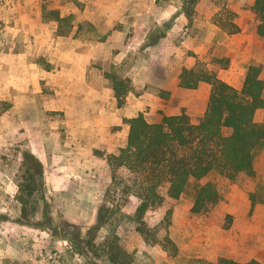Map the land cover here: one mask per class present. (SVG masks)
Segmentation results:
<instances>
[{"label":"rangeland","instance_id":"obj_1","mask_svg":"<svg viewBox=\"0 0 264 264\" xmlns=\"http://www.w3.org/2000/svg\"><path fill=\"white\" fill-rule=\"evenodd\" d=\"M253 2L199 0L187 16L184 0H140L137 15L134 10L129 16L153 20L168 13L167 20L161 23L163 27L152 24L149 43L174 24L179 25V33L176 30L170 35L171 44H166L163 51H150V56L156 52L157 64L150 70V81L160 80L167 68L178 70L182 63L195 62L197 69L206 68L207 63L226 68L230 62L228 55L236 57L239 45H244L247 55L260 51V40L255 35L258 20L250 12ZM83 7H76L71 0L48 4L49 9H59L61 15H76L68 36L52 34L51 26L43 33L27 34L18 29L29 26L24 20L27 16H40L42 0H0V235L3 234L8 249L24 248L27 253L25 259L12 256L9 262L33 264L34 258L42 264H111L109 259L116 252L111 249L112 244H117L125 254L118 264H217L225 258L219 254L220 244L239 245L242 252L251 251L264 260V209L255 212L258 203L264 208L263 181L257 182V186L237 178L230 181L212 171L200 182L189 181L178 203L173 202L169 225L164 205L149 210L139 223L135 211L143 179L125 168L111 166L108 161L109 155L118 152L110 144L120 127L113 124L111 116L103 117L102 133L95 135L102 139V144L92 146L86 135H80L81 131L76 133L77 128L66 126L63 111L49 108L55 91L65 90L61 84L66 76L59 56H54L58 65L48 59L53 50L50 45L56 41L69 40L73 44L78 39L85 40L83 31L88 27L78 23ZM220 24L226 27L221 28ZM232 24L243 29L230 33ZM36 26L39 25L34 23L32 28L37 31ZM208 38L213 46L206 61L186 49L188 43L206 47ZM177 47L184 51V57L178 61L174 51ZM215 49L218 56L212 57ZM99 69L101 76L109 72ZM92 72L89 78L98 80ZM106 82L105 109L114 113L117 102L112 98L110 81ZM149 93L151 100L154 95L165 94L155 86ZM222 133L228 135L226 129ZM118 138L121 139L120 133ZM27 150L43 161L44 175L41 193L33 203L35 213L24 221L17 195L19 186L27 180L22 164V153ZM263 151L264 146L257 151L256 162L262 160ZM206 182L216 185L221 201L206 212L194 214L191 208L195 191ZM237 186L250 192L247 196L234 194L233 204L239 207L247 199L250 207L235 218L225 212L222 201H230L226 197ZM160 192L166 197L165 187ZM175 204H180L176 214ZM141 226L144 233L139 232ZM165 237L176 245L177 252L167 245Z\"/></svg>","mask_w":264,"mask_h":264},{"label":"crops","instance_id":"obj_2","mask_svg":"<svg viewBox=\"0 0 264 264\" xmlns=\"http://www.w3.org/2000/svg\"><path fill=\"white\" fill-rule=\"evenodd\" d=\"M78 1L82 6L84 5L82 14L78 17V23L88 27L83 31L85 40L78 39L73 44L69 40L60 43L56 41L52 42L51 45L49 44L53 50L48 59L58 65L59 62L54 60V56H59L61 65L65 67L66 74L61 84L65 90L55 91V99L50 101L49 108L64 112L65 124L68 128H77L76 133L81 131L80 135L87 136L88 144L92 146L101 145L102 139L95 135L102 133L103 117L108 119L111 116L113 124L120 127V130L116 132V136L110 145L117 147L119 150L127 145L129 126L123 123L124 118L143 113L149 123H159L164 115L176 116L183 111L193 123H198L203 118L208 107L211 86L205 82H200L195 89H185L180 86V75L183 69H193L195 62L190 65L182 63L178 70L173 69L171 71L170 68H167L166 73L161 76L160 80L150 81V70L157 67L156 52H153V55L150 56V51H163L162 49H165L166 44L172 43L169 40L172 31L177 30V33H179V25L174 24L169 31L162 32L164 35L162 34L155 43H149L152 24L156 23L158 26L163 27L161 23L167 20L168 13L166 16H161L163 18L154 17L151 20L150 17L136 16V12H138L137 10L142 4V2L140 4V0ZM134 10L136 15L129 16ZM24 20L29 26L21 27L18 30L27 34L43 33L47 26L53 27L51 30L52 34L57 32L58 29V24L55 21L45 20L41 14L35 17L27 16ZM34 23L39 25L36 26L37 31L32 28ZM255 33L260 40V51L255 50L254 53L248 54V57L242 48L244 45H239L236 50L238 53L236 57L228 55L230 62L226 68H219L207 63L206 69L216 72L221 80L238 90L243 86L246 71L250 65H260L263 68L261 75L264 79V39L257 35L256 30ZM214 35H212L211 39L214 38ZM102 37L104 39L101 41ZM208 39L206 47L201 48V46L188 43L185 45L186 49L194 51L199 60L206 61V57L209 56V51L213 46L212 40ZM181 49L180 47L174 49L177 53L175 55L177 61L179 59L182 60L184 57V51ZM211 56H218L216 49ZM99 68L108 69L109 72H115L119 76L131 80L133 91L127 94L122 107L119 108L116 105L114 113L107 112L105 109L103 86L108 85V83L101 76ZM91 70H93V77L96 76L98 80L89 78ZM153 86L158 88L159 91H164L165 94L154 95V99L151 100L149 89ZM110 90L112 91L111 88ZM112 98L116 100L114 95ZM254 120L258 124L263 122L264 109L256 111ZM224 129L227 131L226 134L229 131L231 132L229 128ZM119 133L121 139L118 138ZM41 162L43 164L42 160ZM254 171L255 175L253 177L241 173L237 176V180L254 185L260 181L264 182V151L262 160L254 162ZM252 179L254 182H252ZM244 188L240 189L237 186L236 191L226 197L230 201H222L225 212L229 215H234L235 218H237L238 213H246L250 207L247 199L239 207L232 202L234 194L240 196L245 194L247 196L250 190L248 188L244 190ZM174 201L177 202L178 200ZM179 208L180 204H175L174 214L177 213ZM263 209L260 203L255 206V212H262ZM1 226L0 224V233L2 232ZM218 251L225 258L237 262L245 263L255 259L264 263L263 259L258 258L251 251L242 252L239 245L228 247L220 244ZM24 254L27 255L24 248H20L19 251L8 249L3 234L0 235V264H14L9 261L13 260V258L23 260L25 259ZM33 264L42 263L33 258Z\"/></svg>","mask_w":264,"mask_h":264},{"label":"trees","instance_id":"obj_3","mask_svg":"<svg viewBox=\"0 0 264 264\" xmlns=\"http://www.w3.org/2000/svg\"><path fill=\"white\" fill-rule=\"evenodd\" d=\"M56 0H42L41 16L45 20L58 24L57 35L67 36L72 31L76 15L69 13L62 16L59 9H49L48 4ZM73 1L76 7L82 4ZM199 0H184V10L190 16V7ZM251 14L258 20L257 35L264 39V0H254L250 7ZM221 28L226 27L220 24ZM230 33L239 32L232 24ZM164 35V34H163ZM154 40L152 43H155ZM262 67L250 65L240 90L221 80L217 73L206 68L183 69L180 86L195 89L200 82L208 83L211 92L208 107L203 118L193 123L182 112L176 116L164 115L159 123H149L143 113L124 118L129 126L127 145L116 154H111L108 161L111 166L125 168L131 174L141 176L142 186L138 193L139 205L135 218L140 223L149 210L164 205L167 224L172 213L174 200L185 192L189 181L200 182L212 171L234 181L241 173L253 177L256 153L264 146V120L261 124L254 117L258 109H264V79ZM103 76L110 81L111 89L117 101V107L124 105V99L133 91L131 80L114 72H105ZM224 128L231 130L229 135L222 133ZM22 164L27 174L25 184L19 186L17 200L21 203V220L28 221L35 213L37 195L43 187L44 167L40 159L31 151L22 153ZM166 188V197L160 190ZM221 201V194L213 182H206L195 191L191 212H206ZM144 233L145 228H138ZM167 245L174 252L178 249L169 237ZM109 262L118 264L125 254L117 244H112ZM217 264H264L255 259L241 263L228 258H220Z\"/></svg>","mask_w":264,"mask_h":264}]
</instances>
